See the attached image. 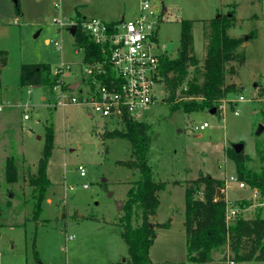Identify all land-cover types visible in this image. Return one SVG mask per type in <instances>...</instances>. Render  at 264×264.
<instances>
[{
  "label": "rangeland",
  "instance_id": "1",
  "mask_svg": "<svg viewBox=\"0 0 264 264\" xmlns=\"http://www.w3.org/2000/svg\"><path fill=\"white\" fill-rule=\"evenodd\" d=\"M140 1L19 0L17 14L14 0H0V49L7 51L0 111V259L5 262L26 259L32 264L39 259L43 264H129L117 224L126 192L139 174L118 164L131 159L128 142L103 137L121 130V123L97 114L89 116L80 105L56 106L59 93H49L42 86L21 87L18 67L31 62H49L56 67L82 59V51L68 31L55 34L52 19L60 14L75 16L80 12L112 22L122 15H135ZM148 1L161 13L156 41L169 58L176 55L181 20L192 21L193 55L199 60L205 53L208 22L219 15L232 13L235 23L228 34L245 39L240 47L244 60L236 63L235 76L225 78L226 83L235 84L236 90L226 95L223 110L219 106L213 113L206 109L189 114L170 112L161 96L163 100L147 111L134 114L135 120L151 126L147 162L153 180L167 182L158 193L159 205L150 221L161 224L169 220V226L155 227L149 259L152 264H192L185 259L186 180L195 179L200 171L224 180L227 199L246 204L242 217L252 218L257 209L264 217L260 196L252 198L250 189L238 188L235 181L229 180L235 176V167L225 154L227 148L241 143L247 167L256 173L264 170V158L258 153L264 151V100L258 99L257 90V85L264 82V0ZM46 40H61L62 50L57 51ZM192 76L190 68L184 88ZM63 78L69 83L75 77L66 72ZM240 96L243 101H239ZM25 113L28 119H23ZM203 123L207 126L199 129ZM47 127L53 134L47 163L51 185L40 216L33 220L27 176L36 171ZM7 157L15 160V183L5 179ZM79 165L85 169L84 177L79 176ZM117 202L122 203L120 210ZM137 223L134 216L132 225ZM216 254L219 256L214 257ZM212 255L216 259L207 264H229L219 253Z\"/></svg>",
  "mask_w": 264,
  "mask_h": 264
},
{
  "label": "trees",
  "instance_id": "2",
  "mask_svg": "<svg viewBox=\"0 0 264 264\" xmlns=\"http://www.w3.org/2000/svg\"><path fill=\"white\" fill-rule=\"evenodd\" d=\"M16 12L19 13V0H14ZM76 21H81L79 13ZM235 23L232 13L219 15L208 22L205 38V53L201 60L193 55L192 21L181 20L180 37L176 55L169 58L160 57V71L166 95L164 101L169 105L170 112L180 111L185 114L214 109L224 101L226 95L236 90L234 83H226V76L236 75V63L244 60L240 47L245 39L231 37L228 29ZM74 45L82 50L83 61L92 62L100 59L98 47L76 26ZM7 52L0 50V69L5 66ZM193 76H188L189 69ZM59 75L53 74L48 63H21L18 80L21 87L42 86L49 93L60 83ZM1 87V84H0ZM258 99L264 100V82L257 85ZM263 120H264V114ZM121 130H114L103 135L104 138L124 139L130 147L129 161H118L119 165L138 171V178L130 183L123 203V214L119 217V234L126 245L129 264H152L149 259V248L154 241L155 227L166 228L169 220L164 223H152L150 218L155 215L159 205L158 193L166 185V181H154L152 170L148 165V152L152 142L151 126L144 121H137L131 116L123 115ZM53 148V134L50 127L46 128L45 143L36 164L35 173L27 176L31 188L32 219L37 220L42 211L41 204L51 183L47 177V163ZM257 148V147H256ZM258 153L264 158V151ZM235 167V176L249 188L258 191L264 201V170L256 173L246 165L247 158L236 153L233 148L225 150ZM13 157L5 159V179L9 183L17 180V168ZM224 180L211 177L201 171L193 180L184 182L183 228L185 232L186 261L203 264L212 261L211 255L217 252L222 260L232 262L257 261L264 263V217L261 209L255 215L245 219L238 215L235 223L227 226L224 218L225 201L221 189ZM244 208L245 202L240 201ZM138 220L133 226L132 218ZM37 264H40L37 261Z\"/></svg>",
  "mask_w": 264,
  "mask_h": 264
},
{
  "label": "built area",
  "instance_id": "3",
  "mask_svg": "<svg viewBox=\"0 0 264 264\" xmlns=\"http://www.w3.org/2000/svg\"><path fill=\"white\" fill-rule=\"evenodd\" d=\"M160 20V11H156L148 0L140 1L135 15L129 18L122 15L112 22L88 17L82 18L78 24L75 16L61 14L53 18L55 34L59 35L66 30L73 37L69 30L73 28L75 31L76 26H79L81 32L98 47L100 54V59L96 61L84 62L81 59L73 64L60 63L52 69V73L58 74L59 81L65 86L63 89L59 83L53 87V93H59V100L55 105H80L87 109L89 116L97 114L104 119L120 122L123 115L127 114L134 119L136 112H145L156 102L163 100L166 91L159 59L164 55V47L159 48L156 41L157 23ZM49 44L57 51L62 50L61 40H49ZM66 72L75 77L76 82H65L63 77ZM161 86L163 90L159 89ZM161 96L163 99H160ZM243 100L240 96L239 101ZM223 103L224 101L220 105L222 110ZM2 109L0 104V111ZM23 119H28L26 113L23 114ZM206 126L207 123H203L199 129ZM77 169L79 176L84 177V167L79 165ZM229 180L235 181L238 188L250 189L252 198L259 195L256 189L249 188L236 176H230ZM221 192L225 201V222L227 226H231L245 207L242 208L235 200L227 199L226 181Z\"/></svg>",
  "mask_w": 264,
  "mask_h": 264
},
{
  "label": "crops",
  "instance_id": "4",
  "mask_svg": "<svg viewBox=\"0 0 264 264\" xmlns=\"http://www.w3.org/2000/svg\"><path fill=\"white\" fill-rule=\"evenodd\" d=\"M79 12V11H78ZM19 14V13H18ZM61 15H63V16H66L65 14H61ZM79 15L82 17V18H88L87 16H85L84 14H81L80 12H79ZM67 17H74L73 16V14H70L69 16H67ZM92 17H97V16H92ZM97 18H99V17H97ZM101 19V18H100ZM15 20H16V17L14 18V22H15ZM103 20V19H102ZM45 43H47V44H49V40H46L45 41ZM244 45V43L242 44V46ZM0 50H3V49H0ZM7 52V51H6ZM42 63H47V62H42ZM48 64L50 65V67H51V69H54L55 67H52L51 66V64L48 62ZM6 65H7V61H6V64H5V66H3L1 69H0V84H1V87H0V104L3 106V90H4V76H3V71H4V69H5V67H6ZM19 66H20V64H19ZM57 67V66H56ZM18 72H19V67H18ZM76 79L74 78L71 82H69V83H73V82H76L75 81ZM31 87H36V86H29L28 88H31ZM42 100H44V98L42 97ZM246 210V209H245ZM214 253H217V252H214ZM213 254V253H212ZM217 256H219L218 254H216V255H214V257H217ZM213 257V255H211V258H212V261L214 260V259H216V258H214ZM219 258V257H218ZM38 261H39V263L40 264H43L39 259H38ZM212 261H210V262H212ZM210 262H208V263H210ZM38 262H37V260L34 262V263H32V264H37ZM66 263V262H65ZM191 263V262H190ZM0 264H30L29 262H27L26 261V259H24V261L23 262H14V261H8V262H5L4 260H2V259H0ZM192 264H196V263H192ZM203 264H207V263H203Z\"/></svg>",
  "mask_w": 264,
  "mask_h": 264
},
{
  "label": "water",
  "instance_id": "5",
  "mask_svg": "<svg viewBox=\"0 0 264 264\" xmlns=\"http://www.w3.org/2000/svg\"><path fill=\"white\" fill-rule=\"evenodd\" d=\"M69 31L73 35L74 29L71 28ZM210 112L213 113L214 112V109H211ZM232 148L234 149V151L236 153H239L241 151V149L243 148V144H241V143H235V144L232 145ZM116 204H117L118 209L120 210V206H121L122 203L121 202H117Z\"/></svg>",
  "mask_w": 264,
  "mask_h": 264
}]
</instances>
